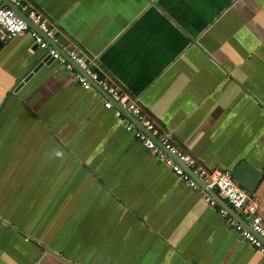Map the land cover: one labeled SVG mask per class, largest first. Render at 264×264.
Segmentation results:
<instances>
[{
    "label": "crops",
    "instance_id": "0c3cea01",
    "mask_svg": "<svg viewBox=\"0 0 264 264\" xmlns=\"http://www.w3.org/2000/svg\"><path fill=\"white\" fill-rule=\"evenodd\" d=\"M23 1L201 166L260 171L264 222V0ZM2 41L0 264H264L79 68L45 64L30 33Z\"/></svg>",
    "mask_w": 264,
    "mask_h": 264
},
{
    "label": "built area",
    "instance_id": "2783aa9c",
    "mask_svg": "<svg viewBox=\"0 0 264 264\" xmlns=\"http://www.w3.org/2000/svg\"><path fill=\"white\" fill-rule=\"evenodd\" d=\"M11 2L27 15L28 19L38 27L40 32L33 29L12 8L3 6L0 3L1 39L8 40L30 33L36 48L43 50L47 53V56L61 63L67 71L73 72L75 69L74 65H77L80 71L76 73V78L84 89H95L92 84V82H95L110 97V99H105L104 107L106 109H115L116 116L122 118L123 112L115 107V103H118L124 110L134 116L146 131L151 133L147 134L143 129H139L134 122L126 120V130L133 132L147 151L168 166L175 175L187 182L192 189H201L199 184L185 171L184 167L168 155L167 152L171 153L183 165L191 169L195 175L200 177L207 188L213 190L234 211L240 212L245 223L235 220L226 209L220 208V213L226 218L229 225L236 230L238 235L264 256V222L258 211V203L253 195L250 196L247 190L239 184L232 173L219 169H207L201 166L197 158L175 143L170 133L160 131L138 98L130 95L113 81L101 77L95 71L93 67L94 59L89 55L88 51L80 47H74L67 49L65 51L66 56H64L60 50L52 46L42 33L54 39L55 28L44 13L32 8L23 0H11ZM153 137H156L158 141ZM206 199L211 206H217V202L208 194H206Z\"/></svg>",
    "mask_w": 264,
    "mask_h": 264
},
{
    "label": "water",
    "instance_id": "95a60500",
    "mask_svg": "<svg viewBox=\"0 0 264 264\" xmlns=\"http://www.w3.org/2000/svg\"><path fill=\"white\" fill-rule=\"evenodd\" d=\"M0 3H2L3 4V6H7V7H9V8H12L20 17H22L24 20H26L29 24H30V26L33 28V29H36L38 32H40V30L38 29V27L34 24V23H32L29 19H28V17H27V15L25 14V13H23L20 9H19V7L18 6H16L15 4H13L12 2H11V0H0ZM42 35L44 36V38H46V40L47 41H49L50 42V44L52 45V46H54L55 48H57L58 50H60L62 53H63V55L64 56H66V53L65 52H63L62 51V49H61V47L57 44V43H55V41H53V40H50V38L47 36V35H45V34H43L42 33ZM3 46H4V42L2 41V39L0 38V49L1 48H3ZM54 61V59H52L51 57H47L45 60H44V63L45 64H50V63H52ZM43 63H41L40 65H42ZM39 65V66H40ZM76 67H77V69H78V66L77 65H75ZM39 67H37L36 69H35V71H37V69H38ZM78 71H80V70H78ZM31 77V74L26 78V80H24V82L25 81H27L29 78ZM24 82H22V83H20V86H19V88L24 84ZM92 84H93V86H94V88L95 89H97L103 96H105L107 99H110V97H109V95L105 92V91H103L95 82H92ZM115 107L116 108H118V109H120V110H122V111H124L125 113H127V120H128V122H134L136 125H137V127L139 128V129H143L147 134H151V133H149L148 131H146L143 127H142V125H141V123L139 122V121H137V119L134 117V116H132L131 114H129L126 110H124L118 103H115ZM155 140H157L156 139V137H153ZM158 141V140H157ZM159 145H160V143H158ZM161 146V145H160ZM167 152V151H166ZM168 153V155H170L172 158H174V160L176 161V162H178V163H180L183 167H184V169H185V171L192 177V179H194L198 184H199V186L202 188V189H204L216 202H217V204L221 207V208H225L226 210H230V211H232L233 209L222 199V198H220L213 190H210L209 188H207V186L205 185V183L203 182V180L200 178V177H198L197 175H195L194 173H193V171L191 170V169H189V168H187L185 165H183V163H181L174 155H172L171 153H169V152H167ZM232 175H233V177L239 182V184L241 185V186H243V188H245L246 190H247V192L249 193V195L251 196L253 193H254V191H255V189L257 188V185H258V183H259V181H260V179H261V176H262V173L260 172V171H257L256 169H254L253 167H251V166H247V165H242V167H238L235 171H233L232 172ZM236 214H238V213H236ZM238 217H239V219H238V221H240V222H242V223H245L244 221H243V219H242V216H241V214L239 213L238 214Z\"/></svg>",
    "mask_w": 264,
    "mask_h": 264
}]
</instances>
